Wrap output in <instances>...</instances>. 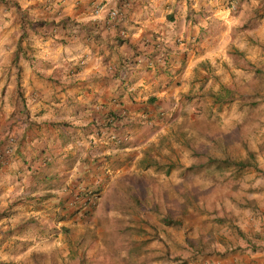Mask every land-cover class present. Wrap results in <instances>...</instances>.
Returning <instances> with one entry per match:
<instances>
[{"label": "crops", "instance_id": "1", "mask_svg": "<svg viewBox=\"0 0 264 264\" xmlns=\"http://www.w3.org/2000/svg\"><path fill=\"white\" fill-rule=\"evenodd\" d=\"M255 71L264 78V0H0V264H99L110 253L178 264L164 258L170 245L190 250L176 219H84L114 213L96 203L127 162H143L161 116L203 117L207 104L235 101L239 75ZM246 103L264 107V95ZM252 114L261 151L251 141L254 166L228 169L241 188L216 210L193 203L228 254L194 251L188 264H264V174L255 173L264 171V109ZM189 164L182 173L202 170Z\"/></svg>", "mask_w": 264, "mask_h": 264}, {"label": "rangeland", "instance_id": "2", "mask_svg": "<svg viewBox=\"0 0 264 264\" xmlns=\"http://www.w3.org/2000/svg\"><path fill=\"white\" fill-rule=\"evenodd\" d=\"M218 70L220 71L221 68ZM256 72L254 78L245 79L247 72L239 75L238 86H234L235 90L231 92L233 95L231 100H236L223 103L222 106H211L212 109L207 104L205 110L201 112L203 117L193 118V115L189 116L190 112L187 110H175L167 116H161L158 123L152 125L148 133L150 141L142 149L143 162L140 164L134 162L132 167L127 162L124 166L125 174L121 175L122 177L118 178L115 184L110 183L109 189L103 191L104 194L100 193L101 198L96 204L99 206L109 204V207L114 209V213L99 210L94 217L90 215L84 220L107 222L113 218L122 223L126 221L124 224L128 225L136 224L139 221L138 218H141L140 221L147 223L144 224L147 226L148 224H159L162 217L176 219L179 226L183 223L184 228L186 227V231L189 232L187 241L189 243L187 244L190 250L187 255L184 252V256H181L182 245H170L172 247V251L169 252L171 256L166 255L165 259H176L178 264H188L193 254H197L194 251H201L200 255H221V253L227 255L228 252L225 249L216 248L215 242L221 241L214 234V232L218 233L217 229L211 226L203 232L205 225L195 219L193 203L205 210H216L214 207L219 204V200L225 198L230 200L229 191L236 192L241 188L240 179H233L230 170L206 168L195 174L188 171L182 173V168L187 163L195 161L194 152L237 158L240 148L244 149L243 142L248 144L251 141L260 150L263 141L261 140L262 134L256 132V126L252 125V122L260 123L261 121L255 116L253 118L252 112L256 110L258 114L264 107H252L246 103L251 99L258 100L261 95H264V78ZM208 97L205 95L204 99L209 100ZM256 139L260 142L257 143ZM166 163L174 164L173 168L169 170L164 167ZM255 173L263 175L264 171L256 170ZM246 187L248 189L245 183L243 188L246 189ZM111 191L116 194H109L108 192ZM230 204L238 205L234 199L230 201ZM185 206L189 207V215L185 213ZM207 219L211 220L210 215ZM135 228L132 226V229ZM165 229L159 226L155 233H165ZM175 230L181 233V229L175 228ZM134 232L130 231V234L137 236L138 234ZM148 232V230L143 231L142 235ZM125 234L127 235L126 245L133 243L132 240H128L129 231ZM104 241L107 246L108 241ZM158 241L165 248L169 245L159 239ZM165 253L168 254V252ZM151 257L150 253H144L140 258L141 264L152 263ZM102 259L99 264H104L106 260H111L107 264H138L137 261H139L137 258L136 261L131 260L127 255L121 258L113 253L103 255ZM207 264L211 263L207 262Z\"/></svg>", "mask_w": 264, "mask_h": 264}, {"label": "trees", "instance_id": "3", "mask_svg": "<svg viewBox=\"0 0 264 264\" xmlns=\"http://www.w3.org/2000/svg\"><path fill=\"white\" fill-rule=\"evenodd\" d=\"M108 115L115 119L117 118V114L115 111H109ZM111 119V120H112ZM107 122H109L107 120ZM242 145V144H241ZM243 147L245 150V155L243 157H237V158H228V157H218L214 155H210L203 152H194L195 161L191 162L186 168L197 172L204 168H215L219 170H225L230 169L232 171H240L244 167L247 166H254V152L250 150L246 143L243 142ZM3 150L0 149V161L3 159ZM176 223V221H175ZM184 264V263H179Z\"/></svg>", "mask_w": 264, "mask_h": 264}, {"label": "built area", "instance_id": "4", "mask_svg": "<svg viewBox=\"0 0 264 264\" xmlns=\"http://www.w3.org/2000/svg\"><path fill=\"white\" fill-rule=\"evenodd\" d=\"M108 13H109V16H110V17H116L117 14H118V11H117V9L111 8V9L108 11Z\"/></svg>", "mask_w": 264, "mask_h": 264}]
</instances>
